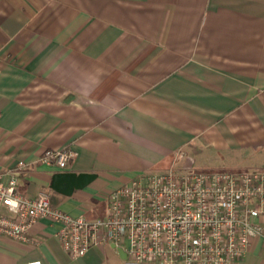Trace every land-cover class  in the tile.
<instances>
[{
	"label": "crops",
	"instance_id": "1",
	"mask_svg": "<svg viewBox=\"0 0 264 264\" xmlns=\"http://www.w3.org/2000/svg\"><path fill=\"white\" fill-rule=\"evenodd\" d=\"M66 148L63 172L97 175L70 197L37 164ZM178 152L197 172L264 170V0H0V172L25 162L20 194L103 217L107 192ZM57 228L0 236V264H131L112 243L71 260Z\"/></svg>",
	"mask_w": 264,
	"mask_h": 264
},
{
	"label": "built area",
	"instance_id": "2",
	"mask_svg": "<svg viewBox=\"0 0 264 264\" xmlns=\"http://www.w3.org/2000/svg\"><path fill=\"white\" fill-rule=\"evenodd\" d=\"M75 157L69 148L47 150L37 164L63 172ZM183 159L178 152L164 171L107 192L105 214L95 219L53 207L47 191L20 194V161L0 172V236L33 243L31 230L46 220L58 226L54 237L71 260L112 243L131 264H235L252 241L264 247V170L197 172L179 166Z\"/></svg>",
	"mask_w": 264,
	"mask_h": 264
},
{
	"label": "water",
	"instance_id": "3",
	"mask_svg": "<svg viewBox=\"0 0 264 264\" xmlns=\"http://www.w3.org/2000/svg\"><path fill=\"white\" fill-rule=\"evenodd\" d=\"M97 178L93 173L56 172L51 176L49 189L59 195L70 197L74 191L83 190ZM121 250H118L121 256Z\"/></svg>",
	"mask_w": 264,
	"mask_h": 264
}]
</instances>
